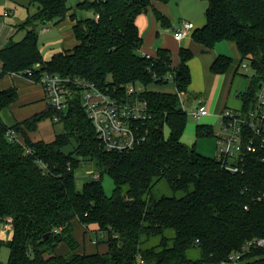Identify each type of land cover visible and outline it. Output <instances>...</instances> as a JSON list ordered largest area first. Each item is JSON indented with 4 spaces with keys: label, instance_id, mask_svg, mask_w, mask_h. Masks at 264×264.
Here are the masks:
<instances>
[{
    "label": "trees",
    "instance_id": "obj_1",
    "mask_svg": "<svg viewBox=\"0 0 264 264\" xmlns=\"http://www.w3.org/2000/svg\"><path fill=\"white\" fill-rule=\"evenodd\" d=\"M69 1L29 0L35 12L17 28L24 37L12 38L0 50V77L17 74L38 83L45 74L60 75L122 95L129 85L142 84L146 91L141 98L153 117L145 125L147 139L129 153L103 148L79 90L64 112L49 107L12 127L0 117V224L11 234L0 246L9 249L7 264H222L234 253H241L239 264H264V248H247L253 240L264 239V200H257L264 194V152L246 154L244 173L231 174L217 158L184 144L188 121L181 98L192 83L189 62L194 52L181 47L176 67L166 48L151 59L141 52L138 17L152 9L161 28L172 27L154 7L171 0L79 2L76 8L93 11L94 17L78 20L75 9L71 19L77 45L45 61L40 27L64 22L71 11ZM203 1L208 3L206 23L193 31L192 39L204 53L219 42L235 43L243 62L254 68L250 87L241 95L242 111L253 110L264 82V0ZM231 64V58L219 56L211 69L224 74ZM28 71L32 76L25 75ZM170 83L175 93L149 89ZM18 98L14 87L0 91V114ZM46 119L61 124L63 131L50 143L32 141L29 133ZM12 130L20 140L9 138ZM196 135L215 137V130L198 124ZM86 164L94 165V171L79 190L76 173ZM106 174L114 182L112 196L102 183ZM161 182L173 196L154 197ZM118 195L123 201H115ZM77 222L85 235L95 236H89L95 252H80L74 236ZM61 244L69 248L66 255L57 253ZM101 245L107 246L105 252ZM195 248L200 257L192 259L188 252Z\"/></svg>",
    "mask_w": 264,
    "mask_h": 264
},
{
    "label": "built area",
    "instance_id": "obj_2",
    "mask_svg": "<svg viewBox=\"0 0 264 264\" xmlns=\"http://www.w3.org/2000/svg\"><path fill=\"white\" fill-rule=\"evenodd\" d=\"M4 16H9V12L5 11ZM193 31L192 23L183 22L182 26L174 31V39L182 41ZM142 54L147 59L152 58L149 54ZM243 69L246 72L249 70L247 66ZM32 74L33 71H28L25 75ZM38 83L44 88L49 107L60 113L68 109L76 90H79L82 107L92 121L97 137L106 151L129 153L147 139L148 130L145 125L152 119L153 114L148 102L141 98L142 93L146 91L144 85L131 84L127 87V94L122 95L117 90L110 94L94 83L60 75L45 74ZM181 100L185 110L183 98ZM191 115L200 121L209 115V111L206 106L200 105ZM219 117L221 130L215 132L214 138L217 140L215 158L222 164V168L231 174L244 173L245 155L264 152V82L260 85L253 110L243 112L226 109ZM54 120L58 121V118L55 117ZM9 138L20 140L13 130L9 132ZM94 178H99V174H94ZM257 200H264V194ZM1 229L10 230L9 227L0 224ZM249 246L264 248V239L253 240L248 243L247 248ZM241 259V253H234L222 264H239Z\"/></svg>",
    "mask_w": 264,
    "mask_h": 264
},
{
    "label": "crops",
    "instance_id": "obj_3",
    "mask_svg": "<svg viewBox=\"0 0 264 264\" xmlns=\"http://www.w3.org/2000/svg\"><path fill=\"white\" fill-rule=\"evenodd\" d=\"M176 1L180 2L181 0H176ZM200 1L204 3H198L197 6L199 8L207 9L206 5L208 6V3L203 0ZM15 2L16 0H0V50L3 49L12 38L14 39V37H11L12 32H11V36L10 34H8V38L10 37L9 39L7 38V36L6 38H4V36L2 37V35L3 33L5 34L7 19L14 16L15 13V10L11 9V7H9V4ZM26 2L29 5V0H26ZM154 7L157 11L161 12L166 17H168V15H171L172 10L174 8L173 5H171V3H161V2H155ZM5 11L9 12V16L7 17L4 16ZM73 12L71 13L73 14ZM190 19L193 23L188 20L181 21L180 23L190 22L194 25V30L201 29L206 23L205 13L203 14L202 12L196 15H192ZM194 23L197 24L195 25ZM71 24L73 30V25L75 23L72 20H71ZM137 25L144 39V44L141 49L142 53L155 56L159 48H166L170 50L172 48L168 45V42L171 39H173L175 42L180 43V47L177 50V54H176L177 61H175V55L170 50L172 53V61L174 67L178 66V64L180 63L179 50L181 47L192 50L194 52V58L196 55L200 56L203 63L200 69H197L195 65L192 63L193 59L189 62V66L192 74V83L189 89L193 88V91L195 93L200 91V93H197L198 95L199 94L200 95L196 97L195 104L200 103L199 106L200 105L206 106V108L209 111V115L206 116L204 123H211L213 121L212 120L213 118H217V117L220 118L219 117L220 114L226 109L241 111L244 108L245 102L242 99L241 95L244 92L248 91L251 84V79H249L245 74H242L240 72V67H242L241 65L243 64V60L235 43L229 42L232 46V51H231L232 53L230 52L231 57L226 56L232 59V64L230 69L224 74H216L212 72L211 69L213 63L216 61V59L219 56L229 55V54H224L219 47L218 48L216 47V45L213 49L204 53L202 51L203 47L199 44H196L193 41L191 35L183 39L182 41H176L174 39V31L178 28L173 26L167 29L162 28L165 30L171 29L172 35L167 36L170 37L168 41L166 38L167 34H165L164 35L165 38L163 39L162 43H160L159 37H160L161 26L157 23L155 14L152 9H149L146 13H143L138 17ZM55 26L57 27L59 25H55ZM14 31H18L17 28H15ZM46 31L47 29L43 30V32ZM73 35L71 39L65 41L61 40L60 48L50 51L48 57L44 58L45 61H49L53 57V55L59 52L72 50L73 48H75V46L77 45V40ZM11 87L17 89L19 95L18 101L15 104H13L11 107L3 110L2 113L0 114L1 119L4 121V123H6L8 127H12L15 124L24 122L34 117L35 115L41 114L49 109L48 102L46 101L44 88L42 87V85L35 82L34 80H31L27 77L17 74H8L5 76H1L0 91ZM164 92H170V91H164ZM47 120L49 122L51 121L52 126H54L52 120L50 119ZM41 124L44 123L40 122L39 125ZM39 125L36 131L29 133L31 140L34 142L45 141L47 143L54 141L55 136L57 134L56 132H55L56 134L54 133V135L49 137L47 140L41 139V135H40L41 130L39 129L40 127ZM202 125L210 126V124H202ZM211 127L213 128V126ZM220 130H221V126L220 129L215 130V132L218 133ZM7 233L9 235V239H8L9 241L11 238L9 229L7 230ZM74 236L77 239V241L80 242L81 244L80 252L85 251L92 253L96 251L97 248L95 249L90 245L87 246L86 244L87 235H85V228L78 222L76 223L75 226ZM89 241H91L90 238ZM0 242L5 243L2 241ZM92 244L94 245L93 241ZM3 246L5 245L3 244ZM100 248L102 252H105L107 246L101 245ZM68 252H69V248L65 244H61L57 248V253L60 255H66Z\"/></svg>",
    "mask_w": 264,
    "mask_h": 264
},
{
    "label": "rangeland",
    "instance_id": "obj_4",
    "mask_svg": "<svg viewBox=\"0 0 264 264\" xmlns=\"http://www.w3.org/2000/svg\"><path fill=\"white\" fill-rule=\"evenodd\" d=\"M83 1L84 0H70L69 1L68 6L71 8V11L67 14L65 21L60 23L59 26L56 27L54 24H49V25H44L43 27H40L39 45H40V49L43 53L44 58L48 57L50 51L60 48L61 40L65 41V40L72 38L73 30H72V24H71V20H72L71 12H73L74 9H77L76 7L79 4V2H83ZM199 1L200 0H181L179 2L176 0H171L169 3H171V5H173L174 8L172 10L171 15H168V17H169V20L171 21L172 26L180 28L182 26V23H180L181 21L188 20L192 22L190 19L192 15H196L200 12L204 14L206 9L199 8L197 6L198 3H204V2H201V1L199 2ZM9 7L15 10V13H14V16L7 19L6 21L7 26L5 27V34L3 33L2 37L4 36V38H6L7 36L8 38V34H10L11 36V32H12L11 37H14L15 41H19L24 37V32L23 31L18 32L14 30L15 28H18L22 23H24L27 20L28 15L29 14L32 15L34 13V10L33 8H29L26 0H16L15 3H10ZM76 13H77L78 20H85V19L94 17L93 11L77 9ZM194 24L196 25L197 23H194ZM44 29H47V31L43 32ZM165 34H167L166 38L169 41L170 37H167V36L172 35V30L171 29L165 30V29L160 28V37H159L160 43H162L163 39L165 38L164 36ZM168 45L172 48L170 50L175 55V61H177L176 54H177V50L180 47V43H177L173 39H171L168 42ZM216 47L217 48L219 47L224 54H229V55H222V56L231 57L230 52L232 51V46L229 42L227 41L219 42L216 44ZM192 61H193L192 63L195 65L197 69H200L203 65L202 60L199 55H196L195 58L193 57ZM241 66L242 67H240V72L242 74H245L249 79L253 78L255 72L250 62L246 60L243 62ZM244 66L248 67L249 69L248 72H246L243 69ZM149 89L154 90V91H170L172 93L176 92V87L172 83L168 85H163V86L153 84L152 86L149 87ZM197 93H200V91H198ZM197 93H195L192 88V89H189L187 94L183 95V101L185 103V111L187 113L188 123L184 131V134L182 136V142L186 144L187 146H189L190 148H195L198 153L204 156L213 158L217 154V140L214 137H203V138L198 139L196 135V128L198 124H201V125L210 124V126H213L215 130H219L221 126V119L217 117V118H213L212 119L213 121L211 123H204V120L206 119V117H203L200 121H197L196 119L193 118L191 113L195 109L194 105H195L196 97L200 95V94L198 95ZM42 123L44 124L39 125L40 126L39 129L42 131V132L40 131V135H41V139L43 140H47L49 137L53 136L55 132L59 134L63 131V127L61 124L52 126L51 121L49 122L47 119L42 121ZM169 135H170L169 129L166 128L165 137L167 138L169 137ZM93 171H94V165L92 166V165L86 164L76 173V184L79 190H81L84 184L92 177L91 173ZM96 174H100V173H96ZM102 183H103V186H104V189L107 195L112 196L114 193V187H115L113 180L106 174L103 176ZM153 195L155 198H160L162 196H173L174 193L166 185L165 182H161L154 188ZM177 196L181 197L183 196V194L178 193ZM167 234H169L171 237L174 236V233L172 231H168ZM89 236L88 235L86 236V244L87 246L90 245L93 247L94 245L92 244V241H89V238H90ZM91 238L95 240V236L93 234L91 235ZM8 239H9V235L7 233V230L1 229L0 230V241L7 242ZM9 253H10L9 249L6 246H3V245L0 246V264H7ZM188 256L192 259H197L200 257V250L198 248L192 249L188 252Z\"/></svg>",
    "mask_w": 264,
    "mask_h": 264
},
{
    "label": "water",
    "instance_id": "obj_5",
    "mask_svg": "<svg viewBox=\"0 0 264 264\" xmlns=\"http://www.w3.org/2000/svg\"><path fill=\"white\" fill-rule=\"evenodd\" d=\"M200 103H196L195 104V107H198ZM115 201L116 202H121L123 201V197L121 195H118L116 198H115Z\"/></svg>",
    "mask_w": 264,
    "mask_h": 264
}]
</instances>
